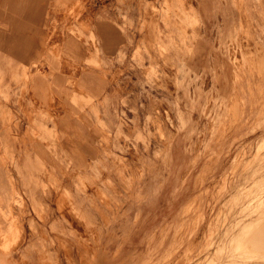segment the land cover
<instances>
[{
    "label": "crops",
    "instance_id": "obj_1",
    "mask_svg": "<svg viewBox=\"0 0 264 264\" xmlns=\"http://www.w3.org/2000/svg\"><path fill=\"white\" fill-rule=\"evenodd\" d=\"M77 1L0 0V223L7 233L16 223L20 242L27 237L23 248L19 242L10 249L9 264H53L52 249L56 264H136L129 256L134 246L122 242L120 228L134 221L136 209L116 220L104 197L116 201V175L96 172L106 131L115 138L122 110L130 120L143 119L156 99L172 98L186 118L191 111L192 120H204L196 110L203 103L197 90L207 91L213 82L218 96L238 102L233 95L248 84L234 57L246 56V30L264 57V0L263 6L244 0L242 10L238 0H88L73 23ZM148 5L155 7L156 20L148 17ZM56 45L61 53L55 65H36L52 57ZM163 50L172 66L160 59L150 77V58H162ZM25 57L34 74L27 82ZM186 95L193 100L189 108ZM124 100L135 103L138 114ZM82 180L91 192L81 190ZM147 207L141 209L137 244L152 232ZM165 217L161 210L158 222ZM37 233H44L47 245ZM89 247L94 251L85 252Z\"/></svg>",
    "mask_w": 264,
    "mask_h": 264
},
{
    "label": "rangeland",
    "instance_id": "obj_2",
    "mask_svg": "<svg viewBox=\"0 0 264 264\" xmlns=\"http://www.w3.org/2000/svg\"><path fill=\"white\" fill-rule=\"evenodd\" d=\"M87 1L78 0L70 11L73 23L82 17L85 11L84 3ZM243 1L238 0L241 10ZM254 1L255 3L259 1L262 5L263 0ZM147 8L148 17L156 20L155 7L148 5ZM255 11L258 14L262 10H258L255 5ZM261 16H264L262 12ZM143 28L142 23L141 29ZM245 35L246 56H235L234 64L238 69L242 66L243 73H237L247 81L248 87L241 86L239 93L235 92L233 96L239 101L234 102L230 99L226 104L228 111L220 107L218 112L208 115L215 107L214 102L223 100L217 94L219 88L216 89V82H213L210 83L207 91L203 87L197 90L200 97L198 100L204 104L201 103L196 110L203 112L202 116L205 119L193 120L189 125V128L196 129L193 135L186 133L176 135L175 128L168 123L166 116H170L173 124L178 126L174 118L175 101L172 98L156 99L152 109L146 110L143 119L137 115L130 120L126 111L122 110V114L117 116L116 143L112 132L106 131L100 144L104 146L103 157L96 163L97 167L101 165L102 169L96 167V172L104 173L107 178L112 177V174L116 175V201L104 195L106 210H112L114 213L115 207L116 220L126 219L130 215L129 210L136 209L133 222L129 220L127 226L120 224V228L124 231L121 240L128 241L134 246L130 248L129 256L137 258L136 264H218L221 259L223 262L220 264H231L233 260H237L236 263L239 262L238 260H243L245 253L261 251L262 242L257 243L254 248L248 246L247 242L256 234L264 235L262 232L264 224L255 226L259 232H256L255 227L253 230L242 231V226L233 234L226 231L229 226L225 224L228 215L238 203L235 197L239 188L238 183L244 184L242 172L247 165L260 164L264 157V57L258 54V46L253 44L252 34L246 30ZM161 52L164 56L150 58V65L146 67L150 77L157 73L160 59H163L165 65L172 66L171 60L166 56V50ZM50 53L52 57L45 56L41 62L36 61V65L47 64L52 68L55 65L53 58L61 53V48L57 45L52 46ZM27 58L25 57L23 62L26 82L34 76L31 64L27 66ZM135 59L145 69L144 58ZM246 63L250 66L248 72H246ZM257 77L259 82H253ZM243 79L238 81V85H243ZM260 84L262 87L259 88ZM169 92L173 94L174 90L169 89ZM190 92L191 90H186V93ZM126 101L123 102L125 107L129 106ZM188 101L193 102L192 96L186 95L185 108L187 106L189 108ZM205 103L208 105L207 109L203 107ZM133 104L129 108L138 114V106ZM217 115L221 117L222 124L216 122ZM157 129L160 131L158 132ZM162 135L165 136L164 139L160 138ZM9 137V147H12L13 138L10 135ZM144 142L150 144L148 153H143ZM134 145L141 147L142 156L137 154L134 158L133 154L136 151ZM56 153L57 157L66 162L65 155L62 158L60 153ZM2 159L7 160L5 156ZM110 162L112 165H109ZM104 163L105 165L102 166ZM255 181H259L255 186L264 185V175L259 176ZM81 187L83 192L92 191L85 180H82ZM62 199L63 197H60L59 201L63 202ZM144 204L148 206L146 220L152 222L147 225H152L153 228L145 242L137 244L133 239L138 236V225ZM63 207H65L64 202ZM161 210L166 216L162 223L158 222ZM3 216L5 220L14 222L11 215ZM114 219H108L107 223H111ZM75 224L81 225L78 220H75ZM231 226L233 224L230 228ZM233 227L238 229L240 226ZM19 229L15 223L7 233L2 227V222L0 223V264H9L8 253L20 242ZM37 235L41 237L42 244L47 245L44 233ZM87 235L85 233V236ZM237 248L241 251H236ZM93 251V247H89L85 252ZM56 255L54 249L49 253L53 264H56ZM220 257L222 258L219 259Z\"/></svg>",
    "mask_w": 264,
    "mask_h": 264
},
{
    "label": "bare ground",
    "instance_id": "obj_3",
    "mask_svg": "<svg viewBox=\"0 0 264 264\" xmlns=\"http://www.w3.org/2000/svg\"><path fill=\"white\" fill-rule=\"evenodd\" d=\"M255 166H257V168L253 169ZM242 174H243V178H244V181H243L244 184L241 185L240 182L238 183L239 188H238L237 196L235 197V198H237L238 203L235 205V207L232 210V212L230 213V215H228L229 218H227L226 222H225V224L229 226V228H226V231L231 232V234L237 233V231L240 230L242 226H243V228H242V231H243V229L244 230H246V229L247 230H253V228L256 225H263L264 224V185L262 184V185H256L255 186V184L259 183V181H255V179L261 175H264V157L262 158V162H260V164L257 163V164H252L249 166L247 165L245 170L242 172ZM251 183H253V184H251ZM232 224H233V226L237 225L240 227L238 229H236L235 227L231 226V228H230V225H232ZM255 230H256V232L257 231L259 232V230H257L256 227H255ZM255 230H254V232H255ZM222 231H224V230H222ZM262 232L264 233V229L262 230ZM231 238H234V237H231ZM236 241H237V239H236ZM259 242H262V245H260L261 246L260 250H264V235H261V233H260V235L256 234L254 237L248 239L247 244H249L248 246H252L254 248L256 246V244ZM235 246H236V244H235ZM231 249H232V246H231ZM229 250H227V251H229ZM223 254H221V256ZM230 257L231 256L229 254V259H230ZM221 258L222 257H220L219 259H221ZM229 259H228V262L230 261ZM221 260H219L217 263L220 264V262H223ZM238 261L239 262L236 263L237 260H233V261H231V264H235V263L236 264H264V262L259 261L258 259L257 260H250V259L244 258L243 260H241V261L238 260ZM223 264H225V263H223Z\"/></svg>",
    "mask_w": 264,
    "mask_h": 264
},
{
    "label": "clouds",
    "instance_id": "obj_4",
    "mask_svg": "<svg viewBox=\"0 0 264 264\" xmlns=\"http://www.w3.org/2000/svg\"><path fill=\"white\" fill-rule=\"evenodd\" d=\"M240 31H245V30H244L243 27H241ZM238 72L243 73L242 67L240 69H238ZM244 75L247 76V74H244ZM197 79H199V77H197ZM214 103H215V107H213L212 112L208 113L209 116H211L213 112H218V109L220 107H224L225 111L229 110L226 107L227 102L225 100L221 99V100L215 101ZM174 107H175V110H176V117L178 118V122H179L178 126L173 124L172 118L170 116H166V118L168 119V123L171 124L175 128L176 135H181V134H185V133L187 135H193L195 133V131H196L195 127L189 128V125L193 123L192 112L189 111L187 113V118H186V114L180 110L178 105H175ZM203 107L205 109H207V107H208L207 103H205V105ZM201 115H203V112L201 113ZM215 120H216V122L222 124V120H221V117L219 115H217L215 117ZM157 131L159 132L160 130L157 129ZM160 138L164 139L165 136L162 135ZM138 139H143V138L138 137ZM134 147H135V150H136L135 153L133 154L134 158H135V156L137 154L139 156H142L141 147L140 146H135V145H134ZM142 147H143V153H148L149 152L150 144L148 142H144L142 144ZM156 155L158 156L159 153L157 152ZM209 241H211V237H209ZM26 243H27V237H25V239L20 242L21 248H23ZM236 251H241V249L238 248V249H236ZM244 258L245 259H250V260H257L258 259L259 261L264 262V250H261L259 252H254V253H245L244 254Z\"/></svg>",
    "mask_w": 264,
    "mask_h": 264
}]
</instances>
